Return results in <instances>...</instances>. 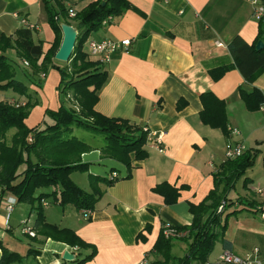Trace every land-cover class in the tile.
<instances>
[{
    "label": "crops",
    "instance_id": "crops-1",
    "mask_svg": "<svg viewBox=\"0 0 264 264\" xmlns=\"http://www.w3.org/2000/svg\"><path fill=\"white\" fill-rule=\"evenodd\" d=\"M94 1L60 0V5L80 10ZM127 1L130 9L111 22L106 21L83 44L88 58L100 63L99 58L89 53L90 42L131 41L127 50L111 52L108 61L102 63L107 79L98 92L94 109L107 118L129 121L146 127L149 132L162 134L163 152L145 146L148 157L133 161L130 169L113 160L101 159L99 151L84 154L82 162L89 164L88 174L106 179L108 173L115 172L119 179L111 186L98 184L102 196L87 219L71 205L44 206L48 223L73 230L85 243L95 247V257L86 264H155L162 261L154 251L162 225L169 223L180 230L192 224L190 204H200L213 189V172L226 161L228 141L221 130L203 125L200 120V97L205 93L225 103L227 128L239 132L230 140L245 150L257 151L254 165L235 183V186L241 184L243 193L227 194L232 203L227 209L240 210V201L264 206V191L257 193L264 189V111L249 112L239 96V89L258 90L264 106V72L252 84L245 83L234 67L218 81L210 75L213 69L233 66L227 45L234 36L248 44L256 39L257 22L250 4L246 0ZM22 20L35 27L33 42L40 43L42 52L47 53L55 35L43 1L0 0V37H13L23 28ZM69 26L76 29L73 23ZM62 39L63 36L61 43ZM13 52L8 50L6 54ZM53 64L62 68L55 59ZM42 81L39 89L29 87L39 95V104L24 120L29 129L42 127L46 110L57 111L66 105L58 71L51 69ZM1 101L24 104L26 100L9 90L0 91ZM162 183L183 188L175 204L167 205L153 191ZM85 187L87 190L80 188L90 191V180ZM9 199L14 198L0 194V258L3 248L23 257L15 264H62L67 262L62 260L65 252L75 256L74 249L49 239L38 238L42 243L34 244L25 234L24 241L13 238L15 230L32 228L35 215L30 212L27 218L23 215L13 219V225L18 224L14 229L12 213L18 205L14 203L12 212L8 213ZM51 205L57 208L55 213L46 210ZM224 239L233 254L246 257L257 249L264 260V223L256 212L241 210L229 217ZM30 245L40 248L37 257L27 256ZM217 245L220 246L217 259L208 258L207 264H220L218 259L225 248L220 242ZM186 249L184 241L172 240L173 257L182 258Z\"/></svg>",
    "mask_w": 264,
    "mask_h": 264
},
{
    "label": "trees",
    "instance_id": "trees-1",
    "mask_svg": "<svg viewBox=\"0 0 264 264\" xmlns=\"http://www.w3.org/2000/svg\"><path fill=\"white\" fill-rule=\"evenodd\" d=\"M261 1L264 6V0ZM43 3L48 23L55 35L47 53L42 52L40 43L33 42L32 31L25 27L16 31L13 37H0V91L11 90L26 100L24 104L0 102V194L1 197L9 194L15 199V203H27L31 206L30 212L35 215L30 229L34 236H28L31 243L41 244L49 239L65 244L75 250V259L62 264H86L95 257V247L85 243L73 230L48 223L44 215V206L47 205L45 199L50 197L60 207L71 205L77 211H92L102 196L98 184L111 186L119 179L117 177L110 180L106 177V180L88 174L90 191H85L71 180L72 173H88L89 164L82 162L81 156L93 151L84 141L72 137L73 127L103 135L101 159L113 160L130 169L133 161L148 157L145 150L146 134L141 127L129 121L107 118L95 111L98 92L107 79V72L103 70L101 63L91 61L83 51V44L88 36L105 21L111 22L130 9V4L127 0H96L77 10L65 9L58 0H43ZM70 9L75 13L72 18L68 15ZM72 23L78 33L74 49L66 67L56 68L53 59L61 43V25ZM259 41L263 43V48L256 50ZM227 49L233 59V66L211 70L212 79L218 81L234 67L245 83L252 84L264 72V15L257 22V36L252 44L236 35L227 45ZM8 50H13L19 60L27 63L29 72L22 66L23 72L37 77L34 84L38 88L41 87L40 75H46L52 68L58 70L61 94L64 96L72 93L80 107V113L75 114L61 105L57 111H45L44 118H49L51 123L41 128H27L24 120L29 111L38 105V98L35 92L30 91L17 78L5 55ZM239 96L249 112L258 111L263 104L262 94L258 90L246 92L239 89ZM200 101L202 124L221 130L227 137V114L223 100L211 93H205L201 95ZM11 129L15 130V134L8 143L6 135ZM256 154V150H246L243 155L225 161L213 172V189L200 204H190L192 224L180 229L186 232V236L180 239L187 243L185 255L182 258L173 257L172 240L165 239L160 232L154 251L162 261L155 264H207L217 242L229 249V244L224 239L229 217L241 210L255 212L258 205L240 201L241 209L238 211L226 209L223 213H218L217 209L221 201H229L227 194L235 188L237 180L254 165ZM22 163L26 164L25 169L18 172ZM40 189H49L52 192L40 193L35 197L36 191ZM182 189L162 183L155 186L153 191L161 195L167 205H173ZM141 237L140 234L138 238ZM39 254L40 248L30 245L27 256L37 257ZM22 258L18 253L3 248L0 264L19 263Z\"/></svg>",
    "mask_w": 264,
    "mask_h": 264
},
{
    "label": "built area",
    "instance_id": "built-area-1",
    "mask_svg": "<svg viewBox=\"0 0 264 264\" xmlns=\"http://www.w3.org/2000/svg\"><path fill=\"white\" fill-rule=\"evenodd\" d=\"M43 1V0H42ZM60 1V0H58ZM247 3L250 4L252 7V16L254 21L258 22L264 15V6L262 5L261 0H246ZM74 10H69V18H72L74 16ZM107 22L105 21L103 25H105ZM21 24L26 29H29L30 31H33L35 27L33 25L28 24L24 20L21 21ZM131 44V41L124 40L120 42H113L111 40H103L100 42H90L89 43V53L92 57H97L100 60V63H105L109 59V54L116 50H127ZM217 46L221 47L222 44L216 43ZM23 65L26 67L27 63H23ZM44 75H41L43 77ZM260 109L264 111V106L261 105ZM143 132L146 134V146H151L153 149L163 152V143H162V134H155L152 132H149V130L146 127H143ZM228 135H227V145L225 149V160H233L235 158L240 157L243 155V153L246 151L245 148L239 144L234 143L230 140L232 136L239 135V132L237 129H233L231 127L227 128ZM107 177L110 180L117 179V174L115 172L108 173ZM264 191V189L259 190L257 193L261 194ZM15 203V199L7 201V207L6 210L8 213H11L13 210V205ZM224 202L220 204L218 207L217 212L220 213L223 210ZM45 205V203H43ZM256 214L258 215V218L260 221L264 223V206L258 205L256 208ZM81 216L83 219H87L91 215V211H81ZM161 233L164 236L165 239H171V240H180L186 236V232L181 231L179 229H176L169 223H164L161 227ZM22 234L28 235L33 237L34 233L28 229L24 228L22 229ZM220 264H264V260H262L258 255V250L254 249V251L247 255L246 257H239L235 254H233L230 250L225 249L221 253L218 259ZM142 264H147L146 262H143Z\"/></svg>",
    "mask_w": 264,
    "mask_h": 264
},
{
    "label": "rangeland",
    "instance_id": "rangeland-1",
    "mask_svg": "<svg viewBox=\"0 0 264 264\" xmlns=\"http://www.w3.org/2000/svg\"><path fill=\"white\" fill-rule=\"evenodd\" d=\"M13 53L6 54V57L8 59V62L11 63V66L15 70L17 78L20 79L24 84H26L29 90H30V88H29L30 86L38 88L34 84V79L37 78V77H35V78L31 77V76L28 75L29 73L28 74H24V72H23L24 69H22L23 68L22 66H24L23 62L21 60H19V58L16 57L15 52H13ZM60 67L65 68L66 64H63V63L60 62ZM27 68L28 67L26 66L25 69H27ZM52 69H54V68H52ZM50 70L51 69H49L48 72H50ZM54 70H56V69H54ZM56 71H58V70H56ZM27 72H29V69H27ZM58 73H59V71H58ZM44 77H45V75L43 77H41V75L39 76V78L41 80V84L43 82L42 80H43ZM35 80H37V79H35ZM36 94H37L38 104H39V95H38V93H36ZM64 98L66 99V102H65L66 105L65 104L64 105H65V107L68 110L73 111L75 114L76 113H80V111H79L80 107L77 105L75 97H74V95H72V93L69 92V93L65 94ZM1 102H3V101H1ZM42 122H43L41 124L42 127L45 126L46 124L51 123L50 119L47 118V117L44 118ZM7 134H8V138H7V135H6V138H7V142L9 143L10 139L15 134V130L11 129ZM72 137H75L78 140L84 141L87 145H89L91 147V149H93L92 152L99 151V153H100V148L103 147V145H104V137H103V135L95 134L93 132L87 131V130L79 128V127H73ZM87 154H89V153H87ZM82 156H81V159H82ZM100 157H101V153H100ZM25 166H26V164L22 163L19 166L18 172H22L25 169ZM71 177H72V180L76 184H78L80 187H82V188L87 190V187H85V186H88V184H89L88 173H80V172L78 173L77 172V173L72 174ZM84 184H86V185H84ZM235 188H236L237 191L235 190ZM235 188L232 190V192H233V194L235 196H236V193H243L242 190H241V184L240 183L238 184V186H235ZM51 192L52 191L49 190V189H40V190L36 191V193H35L36 196L35 197H37L40 193L49 194ZM45 201L47 203H50V204L53 203V200L50 197H47L45 199ZM222 202H224L225 204H224L223 210L220 213H223V211L226 210L229 207L230 204H232L229 201L227 202L225 200L221 201V203ZM17 205L18 206L16 207L15 212L12 213V220H11V225L13 226L14 229L18 226V224L13 225L14 224L13 219H15V218H17L19 216H23V215H25V217L27 218L28 215L30 214V209H31V206L29 204H27V203H18ZM35 205H36V203H35ZM56 209L57 208H55L54 205H51L46 210H49L52 213H55L54 210H56ZM12 236L16 240H21V241H24L25 238H26L25 236H23V234H22V232L20 230H18V231L15 230V232L13 233ZM219 252H220V246L217 245V243H216L214 245L213 251L211 252V254L209 256L210 260L211 261H215L217 259V256H218ZM174 254H176V255L178 254L177 250L174 251Z\"/></svg>",
    "mask_w": 264,
    "mask_h": 264
},
{
    "label": "water",
    "instance_id": "water-1",
    "mask_svg": "<svg viewBox=\"0 0 264 264\" xmlns=\"http://www.w3.org/2000/svg\"><path fill=\"white\" fill-rule=\"evenodd\" d=\"M102 6H104V4ZM61 31L63 39L58 51L54 56V59L61 63H68L76 43L78 33L76 29L66 24L61 25ZM262 48L263 43L261 41L257 42L256 50H260ZM74 259L75 256L69 252H65L62 256L63 261L72 262Z\"/></svg>",
    "mask_w": 264,
    "mask_h": 264
}]
</instances>
